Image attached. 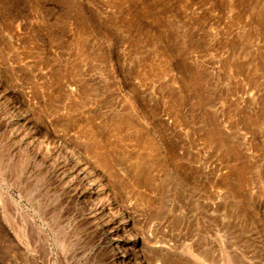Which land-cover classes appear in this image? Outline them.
<instances>
[{
	"label": "rangeland",
	"instance_id": "374dc122",
	"mask_svg": "<svg viewBox=\"0 0 264 264\" xmlns=\"http://www.w3.org/2000/svg\"><path fill=\"white\" fill-rule=\"evenodd\" d=\"M120 263L264 264V0H0V264Z\"/></svg>",
	"mask_w": 264,
	"mask_h": 264
},
{
	"label": "bare ground",
	"instance_id": "6f19581e",
	"mask_svg": "<svg viewBox=\"0 0 264 264\" xmlns=\"http://www.w3.org/2000/svg\"><path fill=\"white\" fill-rule=\"evenodd\" d=\"M74 153H75V152H74ZM75 155H76V154H75ZM77 156H78V155H77ZM79 158H80V155H79ZM103 187H104V186H103ZM103 189H104V188H103ZM105 193H106V192H105ZM105 195H106V194H105ZM104 212L106 213V211H104ZM100 213H101V212H100ZM120 229H121V228H120ZM122 230H123V232L125 233L124 236H125V235H128L129 238L131 239V234H128V233H129V230H127L125 227H122ZM121 240H122V239H121ZM113 241L116 243V244H115V245H116L115 247L119 248L118 250H120V252H119V255H120L119 258H120V259H121V258H125L126 256L129 255V253H128V250L130 249L129 245H124V244H123V245H122L123 247L120 248V247H121L120 244H122V243H118V241H117L116 239H115V240L113 239ZM122 242H123V241H122ZM115 247H114V248H115ZM117 248H116V249H117ZM118 250H117V251H118ZM114 251H115V250H114ZM114 251H113V252H114ZM132 251H133V250H132ZM132 251H131V252H132ZM111 252H112V251H111ZM113 252H112V253H113ZM119 258H118V259H119ZM126 259H127V257H126ZM123 261H124V260H123ZM127 262H128V261H127ZM120 264H121V263H120ZM124 264H125V263H124Z\"/></svg>",
	"mask_w": 264,
	"mask_h": 264
}]
</instances>
